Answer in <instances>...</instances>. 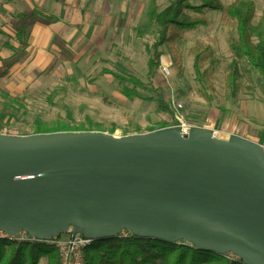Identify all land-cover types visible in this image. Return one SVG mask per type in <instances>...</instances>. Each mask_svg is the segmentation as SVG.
<instances>
[{
    "label": "water",
    "instance_id": "water-1",
    "mask_svg": "<svg viewBox=\"0 0 264 264\" xmlns=\"http://www.w3.org/2000/svg\"><path fill=\"white\" fill-rule=\"evenodd\" d=\"M127 231L264 264V148L175 127L0 134V233L47 242Z\"/></svg>",
    "mask_w": 264,
    "mask_h": 264
},
{
    "label": "rangeland",
    "instance_id": "rangeland-1",
    "mask_svg": "<svg viewBox=\"0 0 264 264\" xmlns=\"http://www.w3.org/2000/svg\"><path fill=\"white\" fill-rule=\"evenodd\" d=\"M71 1L72 5L84 7V0ZM100 1L102 10L108 11L106 40H93L90 44L92 39L77 27L78 36L71 38V42L60 36L45 48L61 53L35 54L24 64H16L8 76L0 77V134L16 130L22 136L31 135L36 120L52 126L67 120L66 110L73 126L83 124L87 129L89 125H99L102 133L116 137L147 134L163 121L175 127L174 105L181 104L178 114L192 127L213 130L223 140L241 137L264 148V80L240 58L244 90L235 98L225 92L226 63L234 57L228 46L229 39L236 38L234 23L224 22L219 12L206 13L208 25L184 33L176 43L178 65L167 48L161 47V56H167L172 64L170 76L164 78L158 66L153 73L147 71L150 47L156 39V28L147 17L152 0ZM155 1L162 11L171 0ZM218 1L224 6L234 1L241 6L254 2V25L264 9V0ZM199 3L191 0L192 5ZM196 42L211 47L217 61L211 75L202 82L195 80L193 58L189 55ZM110 74L133 76L149 89H160L172 118L159 113L152 93L138 90L147 100L125 98L119 92L118 79ZM5 92L23 104L20 111L9 117ZM39 264H47L46 258Z\"/></svg>",
    "mask_w": 264,
    "mask_h": 264
},
{
    "label": "trees",
    "instance_id": "trees-1",
    "mask_svg": "<svg viewBox=\"0 0 264 264\" xmlns=\"http://www.w3.org/2000/svg\"><path fill=\"white\" fill-rule=\"evenodd\" d=\"M199 5H192L191 0H171L162 11L158 10L156 1L152 0L147 17L156 28V39L150 47V58L147 64L148 73H153L158 66L161 56L159 49L166 47L175 64L180 63V54L176 43L183 39L184 33L191 32L198 27H206L208 20L206 13L219 12L224 22H232L235 25L236 38L228 41L229 50L234 56L226 63L224 86L225 92L230 98H235L243 92L242 75L239 69V59H244L264 80V9L254 25L256 15L255 3L249 1L243 6L234 1L226 6L218 0H199ZM33 15H20L18 19L32 21ZM39 22L47 23L51 18L46 16ZM27 30L17 29V36L22 37L19 44L26 45ZM62 46V45H60ZM62 49V47L60 48ZM193 58V71L196 81H204L217 65L213 57L212 48L196 42L189 50ZM7 66L0 73V77L7 74L8 69L17 62V59L3 61ZM106 74H108L105 71ZM118 79V89L121 95L128 100L143 98L138 90L152 93L156 109L163 115H172L170 108L164 101L163 93L158 88H147L140 80L133 76L110 74ZM8 109V117L13 112L23 108V104L17 98L4 93ZM67 120L48 126L39 120L35 121V127L31 135L52 134L58 132H101L99 125H89L87 129L83 124L72 125L70 113L66 110ZM174 121V117L172 118ZM171 124L163 121L157 129L169 128ZM9 135H22L20 131H13ZM42 258H46L47 264H58L55 251L42 242H17L0 237V264H39ZM84 264H242L231 254L219 255L214 252L195 248L185 242L169 243L146 237H113L94 241L85 250Z\"/></svg>",
    "mask_w": 264,
    "mask_h": 264
},
{
    "label": "crops",
    "instance_id": "crops-1",
    "mask_svg": "<svg viewBox=\"0 0 264 264\" xmlns=\"http://www.w3.org/2000/svg\"><path fill=\"white\" fill-rule=\"evenodd\" d=\"M20 15H33L32 21L18 19ZM42 16L52 20L41 23L39 21ZM107 18L108 11L102 10L100 0H84V7H78L75 3L72 5L71 0H4L0 6V73L7 66L3 62L7 59H17V62L8 69L6 76L16 64H24L27 58L35 54L41 53L48 56L49 52L61 53L60 50L57 52V49L49 51L45 48L53 45L60 36L68 38L67 41L71 42V38L78 36L77 27L85 30L86 38L92 39L90 44L93 40L99 42L102 39L106 40L108 38ZM19 28L28 32L24 47L19 44L22 39L17 36ZM59 30L65 31L60 33ZM218 138L222 137L218 136Z\"/></svg>",
    "mask_w": 264,
    "mask_h": 264
},
{
    "label": "built area",
    "instance_id": "built-area-1",
    "mask_svg": "<svg viewBox=\"0 0 264 264\" xmlns=\"http://www.w3.org/2000/svg\"><path fill=\"white\" fill-rule=\"evenodd\" d=\"M4 3V0H0V6ZM172 64L170 59L162 55L158 59V72L164 78H168L170 76ZM175 115H174V123H176L175 128L180 130L182 135H187L189 130L193 128L189 125L185 120H183L178 113V109H181V104L174 105ZM213 133V137L218 138L217 132L211 130ZM118 237H127L129 233L127 231H122L118 235ZM1 238H7L9 240L17 241V242H38L33 238L29 237L25 233H18L14 236H7L3 233H0ZM93 240L86 239L79 234H75L73 230H69L66 234L59 236L58 238H54L47 242H42L46 246L51 247L58 259V264H84V256L85 250L93 243Z\"/></svg>",
    "mask_w": 264,
    "mask_h": 264
}]
</instances>
